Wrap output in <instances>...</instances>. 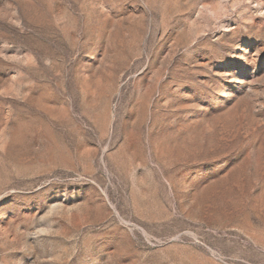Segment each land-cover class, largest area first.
<instances>
[{
	"label": "rangeland",
	"instance_id": "1",
	"mask_svg": "<svg viewBox=\"0 0 264 264\" xmlns=\"http://www.w3.org/2000/svg\"><path fill=\"white\" fill-rule=\"evenodd\" d=\"M0 264H264V0H0Z\"/></svg>",
	"mask_w": 264,
	"mask_h": 264
}]
</instances>
